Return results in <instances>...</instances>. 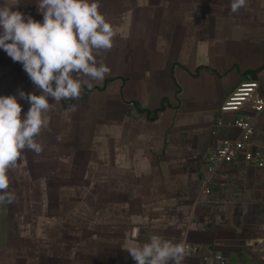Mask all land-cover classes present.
Returning a JSON list of instances; mask_svg holds the SVG:
<instances>
[{"label":"crops","instance_id":"0c3cea01","mask_svg":"<svg viewBox=\"0 0 264 264\" xmlns=\"http://www.w3.org/2000/svg\"><path fill=\"white\" fill-rule=\"evenodd\" d=\"M96 2L114 32L97 56L110 74L80 99L49 97L44 151H22L8 172L16 199L0 205V264H136L125 248L153 234L183 242L184 264H264V222L247 217L264 168L237 161L202 191L206 157L236 134L222 101L249 78L264 94V0L236 14L231 0ZM0 6L43 22L36 0ZM19 90L41 94L0 48V96L16 95L24 117ZM163 99L154 119L136 108ZM253 142L264 146V111Z\"/></svg>","mask_w":264,"mask_h":264},{"label":"clouds","instance_id":"9594fccd","mask_svg":"<svg viewBox=\"0 0 264 264\" xmlns=\"http://www.w3.org/2000/svg\"><path fill=\"white\" fill-rule=\"evenodd\" d=\"M43 22L9 6H0V48L14 62L22 64L41 94L18 91L31 107L24 117L16 95L0 96V205L11 204L8 172L14 169L24 150L39 156L37 142L47 127L49 97L55 103L80 99L84 85L100 82L111 69L98 60L113 47V28L99 11L96 0H36ZM248 0H231L230 13L246 8ZM73 111L75 106H73ZM62 137L58 136L60 141ZM136 264H184L186 247L153 234L142 245L125 248Z\"/></svg>","mask_w":264,"mask_h":264},{"label":"built area","instance_id":"2783aa9c","mask_svg":"<svg viewBox=\"0 0 264 264\" xmlns=\"http://www.w3.org/2000/svg\"><path fill=\"white\" fill-rule=\"evenodd\" d=\"M130 106L136 107L133 102H130ZM219 110L235 114L224 124L236 134L222 139L219 147L206 157L202 179V191L205 193L209 192L217 173L225 166L243 161L258 169L264 168V146L253 142L256 119L264 111V94L260 93L259 82L251 78L240 81L222 101ZM138 234V228L132 227L130 235L136 238ZM219 258L224 263V259Z\"/></svg>","mask_w":264,"mask_h":264},{"label":"rangeland","instance_id":"374dc122","mask_svg":"<svg viewBox=\"0 0 264 264\" xmlns=\"http://www.w3.org/2000/svg\"><path fill=\"white\" fill-rule=\"evenodd\" d=\"M258 180L255 184V192L258 195L257 200L252 201L254 202V206L256 208V212H253L252 215L247 216L249 219H256L259 222H264V169L261 171V173L257 174ZM235 201H241L235 200ZM238 202L237 205H238ZM251 204V203H250ZM235 205V206H237ZM236 208V207H235Z\"/></svg>","mask_w":264,"mask_h":264},{"label":"trees","instance_id":"16d2710c","mask_svg":"<svg viewBox=\"0 0 264 264\" xmlns=\"http://www.w3.org/2000/svg\"><path fill=\"white\" fill-rule=\"evenodd\" d=\"M164 101H165V99H163L162 101H161V103H160V106L159 107H157V108H155V109H153L152 111H148V110H144V109H140V108H138V107H136L137 109H138V111L139 112H144V113H146V115H147V117L148 118H150V119H154L155 117H156V115H157V113L160 111V110H162L163 109V107H164ZM70 104V101H62V107H66L67 105H69ZM263 232H264V229H263Z\"/></svg>","mask_w":264,"mask_h":264}]
</instances>
